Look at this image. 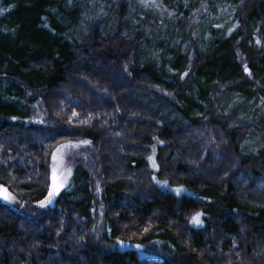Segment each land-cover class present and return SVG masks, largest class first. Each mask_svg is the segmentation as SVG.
<instances>
[{"label":"trees","instance_id":"obj_1","mask_svg":"<svg viewBox=\"0 0 264 264\" xmlns=\"http://www.w3.org/2000/svg\"><path fill=\"white\" fill-rule=\"evenodd\" d=\"M83 3L0 0V187L14 197L0 202V264H264V123L217 115L234 100L264 117V0H164L170 19L133 39L125 0L97 25ZM68 98L85 124L68 121ZM69 139L90 143L68 159L72 185L40 207L54 142Z\"/></svg>","mask_w":264,"mask_h":264},{"label":"rangeland","instance_id":"obj_2","mask_svg":"<svg viewBox=\"0 0 264 264\" xmlns=\"http://www.w3.org/2000/svg\"><path fill=\"white\" fill-rule=\"evenodd\" d=\"M68 1H71V0H68ZM76 1L77 2H84L83 6H85V8H84L83 15H82V19H83L82 23L89 22V21L93 20V23L95 25H97L99 23V20L102 19V17L109 15V13H110L109 10L112 7V3L114 4L118 0H76ZM109 1H112V2H109ZM125 2H126V11H125V14L122 17V19L124 21H126L128 24V30L125 33L126 39H128V38L133 39L135 36L134 34L137 32H140V31L143 32L144 36L152 37L154 29L162 26L163 18L170 19L169 13H166V12L164 13V10L166 7L164 4V0H125ZM206 9H207V4L202 5L201 7L195 6L194 9L192 10V12L195 16L190 20V22L193 24H198L200 22V20H199L200 19V16H199L200 12H201V15L208 16ZM116 12H118V10ZM209 12H210V16L212 18V17H214L215 12L220 14L221 10L219 12L218 9H216V10L210 9ZM156 14L158 15L157 17L155 16ZM196 15H197L198 19L196 18ZM111 17H115V16L111 15ZM111 17L109 19H111ZM109 19L107 21L108 26H107V29L105 31L106 33L113 32L112 28H113V25L115 24V21L113 23H111L109 21ZM231 19H232V16L227 17L224 13H221L218 16L217 23H215V24H218L220 22L221 25H224V24L229 23L231 21ZM166 27H167V25L164 26V28H166ZM84 31H85V29L82 30V28H81V32L85 33ZM160 36L161 37L156 41L158 43H160L161 39L164 36V33L162 31H161ZM205 36H207L206 31H205ZM192 37H193V39L200 42V40L202 39V34L196 30V31L192 32ZM79 39L82 40L80 37H79ZM203 39H206V37H203ZM80 40H78V41H80ZM183 48H185V46ZM158 50H159V48H157V54H160V51H158ZM240 58L243 60V55L240 54L239 59ZM185 75H186V72H184L182 74V76L180 77V80H183ZM63 102H60V105L65 106V108L63 109V112H64V114H66L68 116L67 117L68 121L72 122L73 125H75L76 127H79L82 124H85L84 123L85 120L78 118L81 116V112L78 111V108L76 106H74L75 102L72 101L70 98H68V103L65 104ZM234 105H235V101L232 100L226 107L223 108L222 111H220L219 109L217 110V115L221 113V118L223 115H224V117H226L224 122L227 125H229L230 128L235 126V125L240 124L242 121H245V123H246V122H250L252 120L254 123H256V124L258 123L261 125L264 123V117L262 116L261 112H257V114L255 116H252L251 114H249L246 111H240V113H239V112L235 111L236 108H234ZM74 113H75V115H73ZM33 117H34V115L31 116V114H30L29 118H26L24 122L27 124L33 123L34 121H36V118L35 117L33 118ZM95 118L96 117L90 113L88 115V120L86 122L89 123L91 121H94ZM260 139H261V137H258V136L246 138L242 142L241 152L245 156H247L248 154L256 153L257 150L261 149V143L260 142H262V139L261 140ZM75 140H78V139H75ZM54 143H55V146L52 149L53 152L51 151L52 159H51L50 167L48 168V165H47V172L49 175V179H51L53 177V167H54L53 155L56 154L57 149L62 148V146L68 145L69 143L78 144L79 142L77 143V142L73 141L72 139H69V140H60V141H57ZM83 145L85 146L88 144H81L79 147H76V148L64 147L62 149V151L60 152L59 156L57 157L58 160L62 161V163L55 165L59 170V176L60 177H66V182L64 184V187L60 189L59 194L63 190H65L67 187L72 185L71 181L73 180L75 170H74V167L71 166L68 159L70 156H75L79 151L83 150L84 149ZM88 149L91 150L92 147H88ZM154 155H155V153L152 154L150 157H153V159L155 161ZM148 164H149L150 168H152V169L156 168V163H155V167H154L152 161H150L149 159H148ZM69 169H70V174L68 171ZM49 170H50V172H49ZM157 181L158 180L155 179L156 184L162 190L169 192L173 195H176V196H180L183 194L184 195H194L193 191L187 187H183V186L182 187H174V186L169 185L168 183L166 186H164L165 181H159V183H157ZM52 183H53V180H52ZM178 188L183 189V191L180 192L179 194H177L175 191V189H178ZM4 194H5L4 192H2V193L0 192V197H2ZM7 194H9L11 197H13L12 194L9 192H7ZM56 196H54V197H56ZM47 197L42 198L41 201L46 200ZM54 197L52 198V200L54 199ZM13 201L14 200L5 201L4 199H0V202H2L4 204H9V205L12 204ZM202 216H201L202 223L200 225L193 224L192 219H191V221H190L191 226L195 227V228H200L203 225ZM118 245H119V249H121V250L133 249V247H125L123 242L122 243L118 242ZM158 246H159L158 244L150 245V247H149L150 250L151 251L153 249H155V250L150 255H148L146 257H152L153 256L152 254H156L158 252V249H157ZM143 253L144 254H141V255H143V256L146 255L147 254L146 250H143Z\"/></svg>","mask_w":264,"mask_h":264},{"label":"snow or ice","instance_id":"obj_3","mask_svg":"<svg viewBox=\"0 0 264 264\" xmlns=\"http://www.w3.org/2000/svg\"><path fill=\"white\" fill-rule=\"evenodd\" d=\"M245 71H247V68H245ZM73 115H75V113ZM89 143H90V141H80L78 144L69 143L68 145L62 146V148L57 149L56 154L53 155L54 167H53V177H52V180H53L52 188L49 191V194H48V197L46 198V200L39 202L40 207H46L48 204H50L52 202V198L59 194L60 189L64 187V184L66 182V177H60L59 176V170L55 166L56 164L62 163V161L57 159V157L59 156L62 149L64 147L76 148V147H79L81 144H89ZM149 160L152 161L153 166L155 167V161H154L153 157H149ZM68 171L70 174V169ZM157 183H159V181H157ZM166 185H167V181L164 182V186H166ZM175 191L177 194H179L180 192L183 191V189L178 188V189H175ZM0 192L5 193L2 197H0V199H4L5 201L14 200V198L11 197L9 194H7V191L5 189H3L2 187H0ZM201 216H202V213H197L195 216H193L192 223L195 225H200L202 223ZM139 247L140 246L137 245V248H139Z\"/></svg>","mask_w":264,"mask_h":264},{"label":"bare ground","instance_id":"obj_4","mask_svg":"<svg viewBox=\"0 0 264 264\" xmlns=\"http://www.w3.org/2000/svg\"><path fill=\"white\" fill-rule=\"evenodd\" d=\"M73 141H75V142L78 143V142H80V139H79V140H75V139H73ZM85 146H86V145H85ZM85 146L83 145L84 148H86ZM191 196H194V195H191ZM202 215H203V214H202Z\"/></svg>","mask_w":264,"mask_h":264},{"label":"water","instance_id":"obj_5","mask_svg":"<svg viewBox=\"0 0 264 264\" xmlns=\"http://www.w3.org/2000/svg\"><path fill=\"white\" fill-rule=\"evenodd\" d=\"M3 189H4V187L3 186H1ZM2 193V192H1ZM45 201V200H44Z\"/></svg>","mask_w":264,"mask_h":264}]
</instances>
